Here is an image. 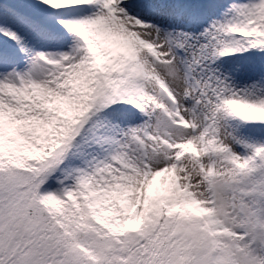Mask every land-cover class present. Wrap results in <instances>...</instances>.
<instances>
[{
    "label": "snow or ice",
    "instance_id": "obj_1",
    "mask_svg": "<svg viewBox=\"0 0 264 264\" xmlns=\"http://www.w3.org/2000/svg\"><path fill=\"white\" fill-rule=\"evenodd\" d=\"M0 264H264V0H0Z\"/></svg>",
    "mask_w": 264,
    "mask_h": 264
}]
</instances>
